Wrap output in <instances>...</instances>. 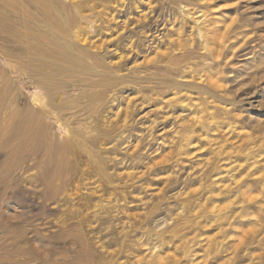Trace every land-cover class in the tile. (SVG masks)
<instances>
[{
  "label": "rangeland",
  "instance_id": "374dc122",
  "mask_svg": "<svg viewBox=\"0 0 264 264\" xmlns=\"http://www.w3.org/2000/svg\"><path fill=\"white\" fill-rule=\"evenodd\" d=\"M116 1L77 2L106 62L0 31V264H264V0Z\"/></svg>",
  "mask_w": 264,
  "mask_h": 264
},
{
  "label": "bare ground",
  "instance_id": "6f19581e",
  "mask_svg": "<svg viewBox=\"0 0 264 264\" xmlns=\"http://www.w3.org/2000/svg\"><path fill=\"white\" fill-rule=\"evenodd\" d=\"M77 2L78 0L77 1H74V0H66V1H61V0H0V8L5 7L7 9V12L5 14L0 13V31L4 33H21V32L29 33V32L40 31V30H51L54 33H57L59 36H61L62 40H64L63 37L69 36V38L72 41H74V44H73L74 47L90 52L95 57L101 56L103 61L106 62L105 45H99V46L96 45V42L94 40L92 41L91 36H90L93 34V32L97 34L98 31L103 28V26L96 25L97 22H89V21H86L87 24L84 25L82 23V20L85 18L87 19L89 16L84 15L79 10ZM125 2H126L125 0L116 1V3L118 4L116 7L119 6L120 8V10L117 9V12H116L117 15H120V14L123 15L125 12H127V9L124 8L126 6ZM103 3L105 4V0H103ZM68 4H70V6H73L75 10V14H74L75 17L72 21L71 20L68 21L69 18L66 19L65 17H63V12L64 10H67L66 7ZM183 8H185V6ZM109 10L111 9L109 8ZM129 13H132V11H130ZM189 15L190 13L187 14V16ZM140 16L141 15L138 16L139 26H144L143 25L144 23H149L150 20L147 21L146 17H144V19L142 20ZM116 17L117 16H115V18ZM128 18L129 16H127L124 19V23L126 22ZM207 21L208 20L206 17H204V15H200L197 18H195V24L197 25V29L199 30L198 35L203 40L202 44L206 48L207 46H209L208 45L209 39L205 37L204 32H203L204 30L203 27L202 26L198 27V26L204 25L206 27ZM217 42L219 44L220 41L219 40L217 41V39L212 38L211 47L208 48L209 52H212V50L214 51L215 49L217 50L215 46ZM61 44H62V41H61ZM133 44H134L133 36H131L130 40L127 43L128 47L130 48V51L133 50L132 49ZM45 54H47V52L46 53L43 52L41 54V57L37 60L36 67L38 68V71H39V74H38L39 78L37 80V83L39 84V87L41 89H43L46 93H48L53 88L54 82H52L51 75L49 74V72H45V69H44L46 66L49 67V63L47 59L44 57ZM111 63H109L108 68L109 70L113 71L116 75L117 74L116 68L118 66H116L115 62H111ZM86 65H87V62H86ZM119 75L120 74L118 73L117 76ZM77 80L80 81V85L85 88V91L82 97H77L76 102L79 101L78 99L80 100L84 99L86 101L91 100L93 102L94 100L95 101L97 100L98 102H96V105L102 106L103 105V101L101 100L102 96L99 94V92H102L103 90H100L98 92L96 89H94L96 85H95V80L92 78V76H79ZM74 108L76 109V111H73V113L74 112L79 113L84 110V108L80 104L73 105V109Z\"/></svg>",
  "mask_w": 264,
  "mask_h": 264
}]
</instances>
